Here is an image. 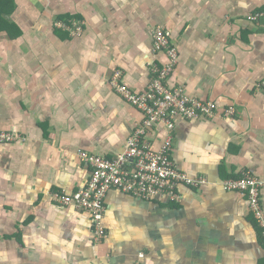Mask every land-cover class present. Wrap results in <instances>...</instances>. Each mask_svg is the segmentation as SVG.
Returning a JSON list of instances; mask_svg holds the SVG:
<instances>
[{"label": "crops", "instance_id": "1", "mask_svg": "<svg viewBox=\"0 0 264 264\" xmlns=\"http://www.w3.org/2000/svg\"><path fill=\"white\" fill-rule=\"evenodd\" d=\"M264 0H0V264H264L261 228L246 196L223 182L250 170L264 179ZM82 21L79 35L56 25ZM160 26L178 63L167 83L233 117L176 118L171 157L206 182L181 200L106 196V236L89 212L53 201L91 176L79 150L114 158L144 118L111 83L147 90ZM167 128L148 137L158 149ZM264 207V188L261 193Z\"/></svg>", "mask_w": 264, "mask_h": 264}, {"label": "built area", "instance_id": "2", "mask_svg": "<svg viewBox=\"0 0 264 264\" xmlns=\"http://www.w3.org/2000/svg\"><path fill=\"white\" fill-rule=\"evenodd\" d=\"M247 19L251 22L263 20L264 9L250 12ZM83 24L84 22L76 20L56 23L57 26L68 29L72 35H79ZM153 38L155 51L165 52L168 61L163 65L155 63L152 66V77L147 90L137 92L121 83V70L116 71L112 77L111 83L117 91L144 115L141 123L128 138L124 151L114 158H109L79 150L80 159L91 168L87 185L74 193L55 190L50 194L53 201L59 204L72 205L91 214L94 224L93 239L96 243L106 236V196L111 189L144 199L166 196L179 201L180 185L195 187L206 182L204 177H193L179 169L171 157L173 132L178 116L187 119L220 116L226 119L236 114L235 106H228L219 111L215 101L192 97L182 86H170L167 80L174 72L179 58L177 46L172 40L171 31L164 27L158 26ZM256 89L264 92V79L256 83ZM159 124L167 128V133L161 146L155 149L148 134L154 125ZM19 137L13 131L0 128V143ZM223 186L227 190L246 196L249 209L261 228L264 242V207L261 200L264 179L257 177L250 170H244L239 177L225 180Z\"/></svg>", "mask_w": 264, "mask_h": 264}]
</instances>
